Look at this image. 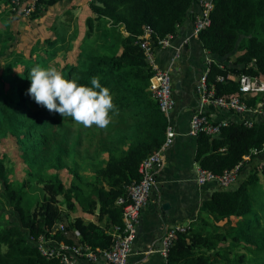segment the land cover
Here are the masks:
<instances>
[{"label": "trees", "instance_id": "obj_1", "mask_svg": "<svg viewBox=\"0 0 264 264\" xmlns=\"http://www.w3.org/2000/svg\"><path fill=\"white\" fill-rule=\"evenodd\" d=\"M0 1L13 6V0ZM60 1L36 0L32 19ZM192 3L91 0L96 16L87 18L83 37L77 28L62 22L53 36L36 41L38 45L31 48L29 56L7 52L15 33L10 25L0 24V141L16 139L28 175L23 183L15 184L7 176L5 157H0L2 195L20 216V222L8 219L0 223V264H59L35 244L42 236L93 249L113 246V226L123 225L124 206L118 200L126 197L128 185L141 179V162L163 146L169 126L150 90L154 70L139 38L148 26L161 37L175 36L188 19ZM213 3L212 23L199 35L212 58L207 83L214 86L216 96L240 95L248 107L256 108L264 100L263 94L240 93L239 78L247 74L264 79V0ZM71 40L79 43L73 51L67 45ZM63 49V59L57 60ZM37 65L55 67L66 79L89 87L91 78L98 77L113 97L116 111L110 112L111 123L98 129L97 139L93 137L88 146L94 151L93 160L98 161L86 182L76 158L82 140L79 133L73 134L74 121L49 112L27 94L31 84L28 74ZM220 76L225 79L220 81ZM249 117L252 126L232 120L222 128L220 138L200 132L196 151L199 165L222 174L238 166L245 155L251 154L255 161L259 156L254 149L264 153V120ZM104 154L107 157L103 158ZM67 159H72V166ZM252 167L239 189L222 188L203 203L212 214L235 217L234 232L207 228L204 233L186 226L170 248L167 264H264V171L259 164ZM63 169L74 175L70 186L61 178ZM31 182L42 185L43 190L33 210L25 204L26 186ZM62 200L68 211L81 205L87 214H97L99 222L82 216L72 218L61 208ZM60 223L65 231L58 229Z\"/></svg>", "mask_w": 264, "mask_h": 264}, {"label": "crops", "instance_id": "obj_2", "mask_svg": "<svg viewBox=\"0 0 264 264\" xmlns=\"http://www.w3.org/2000/svg\"><path fill=\"white\" fill-rule=\"evenodd\" d=\"M22 1L24 5L33 3V0ZM87 1L90 5L91 0ZM84 6L85 0H62L48 7L37 19L28 20L38 31L45 32L47 37H50L62 22H68L74 27L75 21L83 15L81 11L85 10ZM200 11V0H193L190 15L178 28L177 34L173 37L172 46L159 48L156 53L159 67L168 70L172 75L176 105L170 111L168 121L169 125L175 128L177 135L173 144L164 151V167L154 173L155 183L149 202L141 213L136 240L128 264H167L160 250L165 233L173 225L195 226L204 233L207 228L214 232L220 231L227 234L234 232L235 217H220L203 207L204 201L210 199L216 191L223 187L218 182L202 185L196 180L197 136L190 134V129L191 119L200 103L202 90L199 88L200 85H198V90H195L194 84L197 85L202 75L207 72L206 57L210 56L208 50L203 47L200 39L195 37L192 31L193 21ZM32 14L33 12L27 16L31 17ZM27 16L21 9H15L10 4L0 1L1 25H10L13 28L15 23L25 24ZM13 29L21 31L20 26ZM178 80L182 81L184 88L182 93H176L175 84ZM207 110L218 118L226 115H231L236 119L249 117L247 114L221 112L213 107ZM105 157L107 154H104L103 158ZM261 157L259 156L255 161L246 162L241 167L239 176L249 173L252 166L259 164L256 160ZM164 202L169 203L170 207L163 214ZM82 217L98 221L97 214L85 213ZM100 224L105 226L104 222ZM79 263L96 264L83 258L79 260ZM98 264H107V262L102 260Z\"/></svg>", "mask_w": 264, "mask_h": 264}, {"label": "built area", "instance_id": "obj_3", "mask_svg": "<svg viewBox=\"0 0 264 264\" xmlns=\"http://www.w3.org/2000/svg\"><path fill=\"white\" fill-rule=\"evenodd\" d=\"M36 0L32 4L24 5L22 0H13V7L21 9L24 15H30L35 8ZM201 11L196 15L193 21V35L199 38L200 33L208 28L211 23V11L213 9V0H200ZM174 35L170 34L165 37L159 36L154 29L146 27L145 32L139 38V44L144 51L146 58L154 70L151 78L150 90L154 98L158 101L160 110L168 117L170 111L176 105L174 96V87L172 75L168 70L162 69L157 64L156 53L159 48L172 46ZM212 63L211 56L206 57L207 72L200 79L199 88L202 90L200 103L195 109L191 119L190 134L198 136L200 132H205L210 136L221 134L223 127L227 126L232 120L244 122L248 126L253 125L250 117L245 119H236L231 115L218 118L210 113L207 109L210 107L221 112L231 114H247L255 116L258 120H264V100L258 102L256 108H250L242 101L240 95H233L229 98L216 96L214 86L210 87L207 83V73ZM222 66H224L222 64ZM225 78L220 76L219 80ZM240 80V93H262L264 96V79L243 74ZM177 135L175 128L171 125L167 128L166 141L163 146L156 152L145 158L140 166L139 173L141 179L127 186L126 197H120L119 204L124 206L123 225L113 226L111 234L114 243L110 249L97 248L93 249L86 244H70L64 240H57L51 237H40L35 244L40 252L48 258L57 259L59 264H80V259H87L98 264L104 260L107 264H128L132 254L134 242L136 240L138 225L141 220V213L149 202L151 190L154 185V173L165 165L164 151L173 144ZM254 154L261 157L262 154L258 150H252ZM259 158V157H258ZM252 160V155H245L243 161L233 169H227L222 174H216L213 171L203 168L199 163L196 166V180L199 184H207L209 182H218L223 188H228L239 177L240 168L246 162ZM260 168L264 171V155L259 159ZM58 229L65 231L64 224L60 223ZM186 226L181 224L173 225L168 228L162 239L161 254L167 259L170 248L174 244L180 232H183ZM79 235V232L76 231Z\"/></svg>", "mask_w": 264, "mask_h": 264}, {"label": "rangeland", "instance_id": "obj_4", "mask_svg": "<svg viewBox=\"0 0 264 264\" xmlns=\"http://www.w3.org/2000/svg\"><path fill=\"white\" fill-rule=\"evenodd\" d=\"M85 10L81 11L83 13L82 17L79 20H76V25H74L75 28H77V32H80V36L83 37L85 35V32L88 29V26L86 24V20L88 17H95L96 15L92 11L89 2L85 0ZM28 19H32V17L27 16L26 23L29 22L25 27H23L25 24H19L15 23L14 27L18 28L20 26L21 31H16V29H13L15 33V41L13 42V46L10 47V49L7 51L8 53L11 51H18L26 56H29L31 52V48L35 45H38L37 40H43L47 38V34L45 32L38 31L36 27L31 25V21ZM51 27V26H50ZM77 36V35H76ZM37 41V42H36ZM79 43L75 41H67V45L70 46V50H75L77 48V45ZM42 45V44H40ZM98 45H95V48H98ZM64 52H66V49H63V51H59L58 53V59H63ZM104 52V51H103ZM11 57V56H9ZM8 57V58H9ZM65 58V57H64ZM19 68V66L17 65ZM2 70V65L0 72ZM19 70H22V67L20 66ZM73 128L74 132L73 134H80L81 136V146L79 147V153L76 156L77 160L79 161V167L80 172L84 176V182L87 180H90L94 174V165L98 161H94L95 158L93 154V150L89 148L90 146V140L94 137L97 139V133L96 131L98 128L96 126H93L91 128H84L82 125H78L74 122ZM89 149V150H88ZM4 156V166L5 170L7 172L8 178L10 180H13L15 184H21L23 183L27 178V164L23 161L20 151L16 144L15 138H6L0 141V157ZM104 156V155H103ZM100 158L99 160H101ZM72 159H67V162L69 166H72ZM52 172H55V170L50 169ZM60 175L62 180L70 186L74 175L70 173L68 169H63L60 171ZM264 176V175H262ZM1 178V177H0ZM33 186V187H31ZM42 185H37L35 182H31L30 185L26 186L27 196L25 198V204L31 208V210L34 209L36 206L38 200L42 199L43 196V190ZM4 193V182L0 179V223H7L8 219L12 221H18L20 222V216L19 214L14 210L12 206H10L3 197ZM61 208L63 210L67 211L72 218H75L76 216H83L85 215V210L81 205L77 204L75 211H68L66 204L61 203ZM3 214V215H2ZM2 215V216H1Z\"/></svg>", "mask_w": 264, "mask_h": 264}, {"label": "clouds", "instance_id": "obj_5", "mask_svg": "<svg viewBox=\"0 0 264 264\" xmlns=\"http://www.w3.org/2000/svg\"><path fill=\"white\" fill-rule=\"evenodd\" d=\"M28 76L31 84L27 94L49 112L70 117L84 128L105 129L111 123L110 112L116 111V106L109 88L98 77L91 78L89 87L66 79L55 67L40 65L32 67Z\"/></svg>", "mask_w": 264, "mask_h": 264}, {"label": "water", "instance_id": "obj_6", "mask_svg": "<svg viewBox=\"0 0 264 264\" xmlns=\"http://www.w3.org/2000/svg\"><path fill=\"white\" fill-rule=\"evenodd\" d=\"M175 75H177V74H175ZM200 84H201V81H199L197 83V85L194 84V86H195L194 89L198 90V85H200ZM175 89H176V93H182L184 91V88L182 87V81L181 80H178V82H176ZM214 137L220 138L221 135L216 134ZM256 161H257L256 163L258 164L259 160H256ZM252 169H253V167H251L250 170H252ZM248 174L249 173L247 172L244 176H239L238 179L232 185H230L228 188H226V190L235 191V190L239 189L241 187V185L243 184V182L247 179ZM169 207H170L169 203L164 202L162 205V213L164 214L165 211L169 209Z\"/></svg>", "mask_w": 264, "mask_h": 264}]
</instances>
